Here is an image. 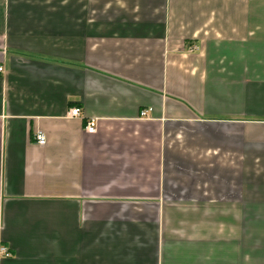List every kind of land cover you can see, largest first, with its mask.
Returning <instances> with one entry per match:
<instances>
[{"label":"crops","instance_id":"obj_1","mask_svg":"<svg viewBox=\"0 0 264 264\" xmlns=\"http://www.w3.org/2000/svg\"><path fill=\"white\" fill-rule=\"evenodd\" d=\"M0 66V264H264V0H0Z\"/></svg>","mask_w":264,"mask_h":264},{"label":"built area","instance_id":"obj_2","mask_svg":"<svg viewBox=\"0 0 264 264\" xmlns=\"http://www.w3.org/2000/svg\"><path fill=\"white\" fill-rule=\"evenodd\" d=\"M2 71H3V67L0 66V73ZM149 110L150 109L142 110L140 112V116H146V114ZM68 114H69V116H79L80 115V108L76 107V106L71 107L68 111ZM84 128H85L86 132H88V133L95 132V130H96V118H88L86 120ZM34 140L38 144H44L46 141L45 133L41 130L36 131L34 134ZM10 255H11V252H10L9 248L0 241V258L1 257H8Z\"/></svg>","mask_w":264,"mask_h":264}]
</instances>
